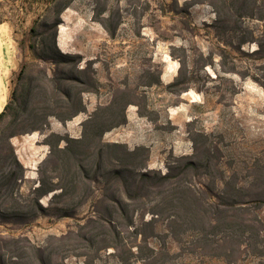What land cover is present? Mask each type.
<instances>
[{
  "label": "trees",
  "instance_id": "1",
  "mask_svg": "<svg viewBox=\"0 0 264 264\" xmlns=\"http://www.w3.org/2000/svg\"><path fill=\"white\" fill-rule=\"evenodd\" d=\"M73 1L54 0V7L49 1L48 18L31 28L29 48L45 64L41 73L47 86L26 81L31 64H24L0 114V224L22 229L40 217L73 218L77 231L50 236L44 246L26 235L0 234V264H66L69 257L82 259L78 264H102L103 257L116 264H176L182 253L226 264L248 259L264 264V150L241 166L226 156L222 136L198 131L192 137L193 155L173 157L166 173L147 169L148 147L130 149L104 140L107 132L126 124L130 104L139 106L131 98L121 101L133 95L129 89L119 88L109 104L94 110L82 122L80 137L48 135L50 151L38 180L23 192L26 170L11 138L41 131L51 118L66 123L87 112L84 94L95 93L99 85L92 67H78L81 56L57 46L61 15ZM102 1L95 21L115 38L122 20L110 4L120 0ZM197 3L210 4L216 14L204 27L216 40L218 52L212 54L220 57L222 74H237V60L250 61L254 79L264 88V0L185 1L188 9ZM188 9L185 14L190 15ZM249 44L256 48L247 51ZM172 56L180 58L175 51ZM200 56L203 66L211 65ZM180 62L178 75L167 86L172 93L188 92L196 81L194 73L189 75L187 56ZM48 64L54 66L50 71ZM49 195L44 205L42 199ZM87 204L89 211L81 216ZM147 214L152 215L149 220ZM160 224L178 253L153 244L162 236Z\"/></svg>",
  "mask_w": 264,
  "mask_h": 264
},
{
  "label": "rangeland",
  "instance_id": "2",
  "mask_svg": "<svg viewBox=\"0 0 264 264\" xmlns=\"http://www.w3.org/2000/svg\"><path fill=\"white\" fill-rule=\"evenodd\" d=\"M49 1L56 6L54 0ZM49 1L0 0V24L7 30L12 46L7 102L26 63L31 66L25 73V80L37 88L47 86L41 73L45 64L34 57L29 44L31 28L48 18ZM185 1L120 0L118 5L111 3L122 20L115 38L95 21L96 13L105 3L102 0H74L62 13L58 48L64 53L81 56L78 67H92L99 85L95 93L84 94L87 112L66 123L51 118L45 129L11 138L26 170L23 192L38 180V169L50 151L47 136L58 133L80 137L82 122L99 106L109 104L119 88L133 93L131 97L122 98V102L131 98L139 106L130 104L126 110V124L107 132L104 140L126 144L130 149L148 147L151 154L147 169L166 173L173 157L193 155L192 137L198 131L222 136L226 156L241 166L261 155L264 150V88L253 77L256 70L250 61L237 60L240 71L223 75L220 57L212 54L218 52L216 40L204 27L216 18L213 7L208 3H197L188 9ZM187 9L190 15L185 14ZM174 46L184 47L186 51L174 50ZM255 48L251 44L245 46L247 51ZM174 51L180 58L172 56ZM201 53L211 65L203 66ZM185 56L189 75L194 73L196 81L191 83L190 91L172 93L167 86L175 80L180 59L184 60ZM46 66L49 71L54 68L49 64ZM247 66L252 69L248 71ZM132 113L136 118L129 121L128 116ZM50 198L51 195L44 197L43 204L48 205ZM88 211L89 204L81 209V216ZM261 215L264 217V210ZM151 217L147 214L146 220ZM77 222L73 218L40 217L22 229L9 223L0 224V234L26 235L34 243L44 246L50 236L59 237L71 229L77 231ZM158 230L162 236L152 241L153 244L157 248L165 245L172 253H178V245L164 234L165 224H160ZM80 260L69 257L66 264H78ZM101 263L116 264L106 257ZM176 264L226 263L182 253ZM238 264L259 263L248 259Z\"/></svg>",
  "mask_w": 264,
  "mask_h": 264
},
{
  "label": "bare ground",
  "instance_id": "3",
  "mask_svg": "<svg viewBox=\"0 0 264 264\" xmlns=\"http://www.w3.org/2000/svg\"><path fill=\"white\" fill-rule=\"evenodd\" d=\"M11 54L12 46L9 35L5 27L0 24V114L7 104V75Z\"/></svg>",
  "mask_w": 264,
  "mask_h": 264
},
{
  "label": "crops",
  "instance_id": "4",
  "mask_svg": "<svg viewBox=\"0 0 264 264\" xmlns=\"http://www.w3.org/2000/svg\"><path fill=\"white\" fill-rule=\"evenodd\" d=\"M136 118V115L134 113H132V116H128V120L129 121H132V119H135Z\"/></svg>",
  "mask_w": 264,
  "mask_h": 264
}]
</instances>
